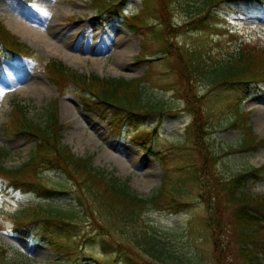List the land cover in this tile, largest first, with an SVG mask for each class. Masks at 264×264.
Instances as JSON below:
<instances>
[{"label": "rangeland", "instance_id": "obj_1", "mask_svg": "<svg viewBox=\"0 0 264 264\" xmlns=\"http://www.w3.org/2000/svg\"><path fill=\"white\" fill-rule=\"evenodd\" d=\"M200 1L172 0L161 6L160 0H112L131 24H146L143 35L131 30L123 18L113 21V15H101L99 4L104 0H0V22L6 30L12 19L21 18L41 34H59L58 45L71 36L76 40L74 44H97L102 48L101 54L90 55L81 63H66L15 35L35 52V61L10 62L0 55L3 166L11 169L26 164L37 143L25 134H6L13 106H23L29 121L42 124L57 100L62 143L73 155L91 159L95 169L126 182L143 197L155 194L165 180L169 186L182 190L180 194H168L169 189L166 190L167 198L159 206L139 214L133 223L120 224L119 215L102 205L101 200L108 199L104 193L98 198L90 192L86 194V186L97 185L96 180L87 178L79 184L58 168L39 169L42 164L35 166L40 177L35 189H16L9 180L0 178V244L9 250L5 264H163L153 262L136 248L131 234L141 232L147 224L162 234V240L176 251L175 256L187 257L196 264H249L241 251L235 206L226 202L225 187L216 182L230 178L232 181L238 173H245L247 191L254 201L264 202V175L255 180L246 172L252 167L264 168V147L247 149L255 148V152L240 148L248 132L264 141V93L247 97L240 105L238 117L234 113L237 93L211 85L207 79L208 71L228 61L242 42L264 46V8L237 9L236 14L225 17L227 28L217 24L210 30H196L186 23ZM123 34L134 47L127 66L120 68L116 53ZM144 43L146 51L142 56L147 61L139 58ZM168 47L172 52L166 56ZM71 53L78 58L87 54ZM49 60L63 63L78 75L140 79L143 102L160 104L162 114L127 121L120 127L121 134H115L109 124L113 116L106 113L105 118H100L88 112L82 100L85 93L80 89L69 84L58 90L44 72ZM33 82L39 83L41 93L32 90ZM66 106L73 110L72 116V110L66 114ZM210 109L213 117L207 127L201 126L203 136L197 137L192 110L206 113ZM203 146H208L211 155H204ZM104 150L122 160L123 166L118 160L106 159ZM205 159L214 161L205 164ZM194 175L201 177V187L191 182ZM96 190L102 192L99 187ZM47 205L76 211L69 224H48L46 231L53 245L26 238L16 230L20 223L30 220L32 209ZM260 215L263 228L254 236L249 250L264 264V211ZM45 226L37 222L33 228L40 230ZM172 263L177 261L173 259Z\"/></svg>", "mask_w": 264, "mask_h": 264}, {"label": "trees", "instance_id": "obj_2", "mask_svg": "<svg viewBox=\"0 0 264 264\" xmlns=\"http://www.w3.org/2000/svg\"><path fill=\"white\" fill-rule=\"evenodd\" d=\"M97 1L99 2V0ZM166 1L171 4L172 0H160V5L163 6ZM111 2L112 0H104V2L98 3L100 5V14H104V17L113 15V21L123 18V23L127 24L131 30H139L144 35L146 24L141 22L139 23L141 24L140 26L131 24L128 18L121 14L119 6ZM255 7H264V0H201L195 5L194 11L187 17L186 26L196 30H210L220 24L222 28H226L225 17L235 14L237 9L251 10ZM238 47V50L230 56L228 61L218 63L208 71L207 81L211 85L227 87L237 93V96L234 95L236 99L234 113L241 117V103L252 94L257 92L264 93V46L249 41L242 42ZM0 49L2 56L10 61L34 58L33 55L35 53L25 44L20 43L14 35L4 28L1 22ZM144 51H146L145 43L142 45L140 58L144 59L143 61H147L145 59L146 56H142L145 53ZM171 52L172 49L168 47L166 56H169ZM44 72L60 91L64 90L69 84H73L85 93L82 100L85 102V108L88 112H92L100 118H105L106 113L111 114L113 118L109 121V124L115 128V134L117 132L120 135V127L127 121L134 122L138 121L140 117H145V115L147 117V115L162 114L163 108L160 104L150 105L143 102V85L140 79L126 81L113 78L101 79L97 76H82L73 72L61 62L54 60H50L44 66ZM12 109V117L7 123L8 130L5 128L6 134L9 133L15 136L25 134L29 138L37 140L36 148L31 152L26 164L9 169L3 166L0 161V178L9 180L16 189H35L39 186L40 177L35 170L37 164H42L39 169L58 168L63 170L73 180L78 181L79 184H81L80 181L87 178L88 181L90 179L96 180L97 185L86 186V194L90 192L95 198H98L100 194L103 196L105 194L108 199L101 200V203L106 206L105 209L108 212L115 213V216L119 215V219L122 220L120 224L133 223L139 214H146L156 206H159L167 198L165 195L166 190L169 189L168 194L172 192L180 194L182 192L180 188L169 186L166 182L167 180H165L158 191L151 197L140 196L132 191L126 182H121L111 174L108 175L95 169L91 159L79 158L73 155L70 149L62 143L61 131L63 126L58 121L57 101L52 104L47 119L42 124L29 121L25 117L23 106L16 104ZM205 112L192 110L194 132L197 131L196 128L198 129L197 137L203 136L200 133L201 126L207 127L213 117L211 109L209 111L205 110ZM257 145L264 147V141L258 140L255 135L248 132L240 148L241 150H247L249 147ZM202 149L204 155L207 156V152L211 155L208 146H203ZM247 151L255 152L257 149L251 148ZM147 152L151 153L150 151ZM210 161L212 162L214 159L204 160L205 164L206 162L209 164ZM246 172L253 179L259 180L264 175V168L252 167ZM81 174L84 175L83 178L80 177ZM244 177L245 173H238L234 178L232 177V181H230L231 178L228 180L218 179L216 183L225 187L227 193L226 202L235 206V219L241 228V251L244 252V258L249 264H260L259 258L257 256L254 257L252 252L250 253L249 247L252 246L254 236H257L263 228L260 214L264 211V202L257 199L253 200L254 196L246 189ZM200 179V176L194 175L191 177V182H197V186L201 187ZM95 186L99 187L102 192L98 193L99 190H96ZM47 191L50 192V190ZM251 203L254 205H250ZM75 214L76 211L73 209L67 208L63 210L54 205L38 206L32 209L31 214H29L30 220L27 223H20L16 230L26 238L53 245L54 241L50 237L49 231H46L49 227L48 224H65L66 222H68L66 224H69L74 219ZM37 222H43L46 226L40 230L33 228ZM131 235L136 243V248L150 257L153 262L174 264L172 263L174 259L177 264H196L189 261L187 257L175 256L176 251L174 248L162 240V234L152 225L147 224L143 226L141 232L132 233ZM8 254L9 250L7 247L0 244V264H5V260H8L9 257Z\"/></svg>", "mask_w": 264, "mask_h": 264}, {"label": "bare ground", "instance_id": "obj_3", "mask_svg": "<svg viewBox=\"0 0 264 264\" xmlns=\"http://www.w3.org/2000/svg\"><path fill=\"white\" fill-rule=\"evenodd\" d=\"M56 4V3H55ZM59 5V4H56ZM61 5V4H60ZM69 5L65 4L64 6ZM7 29L19 39L28 45L34 47V45L41 46L43 49L49 51L53 56L60 58L61 60L71 63H81L82 60L89 58L90 55H97L101 54L102 48L98 47L97 44H94L93 46H86L81 45L78 42H75L74 39H72L71 36L64 39V41H61V44L58 45L56 41L60 40L58 38L59 34L51 35V33L47 34H41L38 30L34 29L33 27H30L29 24L25 23L21 18H14L10 21L9 25L6 26ZM123 32V31H121ZM49 34V35H48ZM54 40V41H53ZM77 43V44H76ZM119 45L120 46L118 52L116 53V63L120 68H124L127 66V61L132 55V49L134 47L133 42L128 38L126 34L119 36ZM77 51L79 54L81 53H87L86 55H83L85 57H74L71 52ZM35 85L32 90L35 91V93H41V89L37 87V84L33 82ZM66 114L68 113V106H66ZM73 110L70 113V116H72ZM69 116V117H70ZM261 127H264V121L261 123ZM106 159L111 160H118V164L122 165V160L117 159L113 154L109 153L108 151L104 150L103 154ZM123 166V165H122Z\"/></svg>", "mask_w": 264, "mask_h": 264}]
</instances>
